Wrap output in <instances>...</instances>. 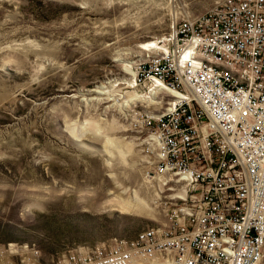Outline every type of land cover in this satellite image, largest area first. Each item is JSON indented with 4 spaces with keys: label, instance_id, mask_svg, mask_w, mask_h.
Segmentation results:
<instances>
[{
    "label": "rangeland",
    "instance_id": "rangeland-1",
    "mask_svg": "<svg viewBox=\"0 0 264 264\" xmlns=\"http://www.w3.org/2000/svg\"><path fill=\"white\" fill-rule=\"evenodd\" d=\"M218 1L0 0V264H61L168 222L182 183L146 176L133 118L173 96L150 103L133 66Z\"/></svg>",
    "mask_w": 264,
    "mask_h": 264
},
{
    "label": "built area",
    "instance_id": "built-area-1",
    "mask_svg": "<svg viewBox=\"0 0 264 264\" xmlns=\"http://www.w3.org/2000/svg\"><path fill=\"white\" fill-rule=\"evenodd\" d=\"M131 88L176 93L138 111L149 179L185 187L168 222L64 253L61 264H258L264 252V0H220L143 49ZM164 88H161V84ZM174 186L172 188L171 186Z\"/></svg>",
    "mask_w": 264,
    "mask_h": 264
},
{
    "label": "bare ground",
    "instance_id": "bare-ground-1",
    "mask_svg": "<svg viewBox=\"0 0 264 264\" xmlns=\"http://www.w3.org/2000/svg\"><path fill=\"white\" fill-rule=\"evenodd\" d=\"M162 38V37H161ZM161 38H158L157 40H154V41H151L150 43H148L147 45H145L144 44V46H142L141 48L142 49H151L152 47H154V48H156L157 47V42H158V40L159 39H161ZM132 69V68H131ZM130 70V69H129ZM129 73H131V72H129ZM133 75H134V70H133ZM131 82H132V84H133V77H132V80H131ZM162 86H161V88H164V86H163V84L162 83H160ZM96 91H98L99 93L102 91H100V90H96ZM170 92V91H169ZM149 95H150V97H149ZM170 95L171 96H173V97H175L176 96V93H174V92H170ZM155 96H157V97H155ZM146 97H149V102L150 103H152V104H159V101L157 100V98H158V95L157 94H153V93H147V96H145V98ZM143 98V97H142ZM147 99V98H146ZM148 100V99H147ZM146 101V100H145ZM144 111H147V110H144ZM144 140V139H143ZM142 143V142H141ZM142 147V146H141ZM110 152V151H109ZM154 180H157V181H160V182H163V184L165 185V181L167 180V177H162V178H160V179H154ZM178 183H176V185H177ZM169 186H171L172 188H174V186H172V185H170L169 184ZM184 189H185V187H183V184H182V188H181V190H180V192H179V194H177V195H181V191L183 192L184 191ZM176 196V195H175ZM148 206V205H147ZM146 206V207H147ZM98 245V244H97ZM94 246H96V245H94ZM138 257H136V259H137ZM140 258V257H139ZM263 258H264V252H263V257H262V259H261V261L258 263V264H260L262 261H263ZM136 262V261H135ZM156 262H158V261H156ZM137 263V262H136ZM160 263V262H159Z\"/></svg>",
    "mask_w": 264,
    "mask_h": 264
},
{
    "label": "water",
    "instance_id": "water-1",
    "mask_svg": "<svg viewBox=\"0 0 264 264\" xmlns=\"http://www.w3.org/2000/svg\"><path fill=\"white\" fill-rule=\"evenodd\" d=\"M147 59L146 58H142V59H140V60H138L137 62H135V63H141V62H144V61H146ZM134 63V64H135ZM173 100H177L176 98H174V97H172L171 99H170V101H173ZM114 239H117V238H114ZM114 239H112V240H114ZM112 240H110V241H112ZM110 241H108V242H110ZM108 242H106V243H108Z\"/></svg>",
    "mask_w": 264,
    "mask_h": 264
}]
</instances>
